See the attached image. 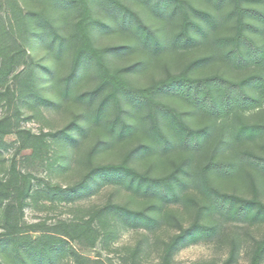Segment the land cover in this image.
<instances>
[{
  "label": "trees",
  "instance_id": "1",
  "mask_svg": "<svg viewBox=\"0 0 264 264\" xmlns=\"http://www.w3.org/2000/svg\"><path fill=\"white\" fill-rule=\"evenodd\" d=\"M127 55L137 58L121 64ZM163 57L164 74L140 84ZM24 107L70 117L34 133ZM0 109V264H109L73 243L106 250L126 230L140 238L117 249L123 264H147L152 251L153 264H179L180 248L224 237L226 225L264 223V0H0ZM48 137L61 153L47 163ZM14 146L81 174L62 186L15 158L5 166ZM115 146L118 160L97 161ZM105 185L129 198L25 220L41 200L74 204ZM232 233L223 264L242 246ZM263 258L264 235L249 264Z\"/></svg>",
  "mask_w": 264,
  "mask_h": 264
},
{
  "label": "rangeland",
  "instance_id": "2",
  "mask_svg": "<svg viewBox=\"0 0 264 264\" xmlns=\"http://www.w3.org/2000/svg\"><path fill=\"white\" fill-rule=\"evenodd\" d=\"M111 40L115 39L112 38ZM191 56L192 55L183 56V59L180 58L178 60V64L180 65L181 63L186 62ZM136 58L137 56L135 57V55H127V57L124 58V61H120V63L128 64L135 61ZM167 61V57H163L155 64V66H150L147 71H145V73L139 76V83H149L153 78L161 77L164 74L165 64ZM83 84H85L86 87L89 85L88 82ZM23 110L25 114L29 116V118L27 119V121L22 123V126L31 129L34 133H38L41 130L45 132L57 130L58 128L62 127L70 117L69 110L66 109V107H63L61 110L47 111L43 109V116H37L32 109L28 110L24 107ZM92 136L93 134H90V136H88L84 140V142L87 143ZM14 139V134L6 136L7 141H13ZM48 140H50L52 145L47 154V163L53 162L54 160L59 158L61 153L59 147L61 146V144H56V142H53L50 137H48ZM261 142V140H258L256 141V143H254L253 147L255 148V150L260 149ZM132 143L133 141H131L129 145ZM118 147H112L113 150L111 149L107 153V155L101 156V159H97V161L105 162L107 160H118L123 153L122 147ZM16 152L17 151L15 150V146L9 148L7 151L1 152V159L4 160V165L7 166L9 162L15 158L19 168L23 172L29 171L36 178L65 186L74 183L81 174V171L77 170L74 164H72L71 167L67 170L57 171L55 170V168L58 167V164L60 162L59 160H57L54 163V167H52L51 169H46L43 166H37V161L24 159V157L29 154V150H23L19 153ZM145 165L146 162L143 161V166ZM227 187H229L228 184ZM110 197L116 201L125 202L129 198V194L116 185H105L99 188L97 192L91 194L89 197L83 198L75 202L74 204L55 203L53 205L41 200L39 201L37 206L30 205L26 207L25 220L28 223L46 221L47 224H51L56 219L70 218L71 216L78 213V209L81 207H88L93 204L102 203ZM262 198L264 199V192L262 193ZM187 220L188 217L186 221ZM251 226L252 227H247L242 223H233L226 225V236L220 237L219 239L210 242H199L180 248L175 253L174 260L179 264H223V262L228 258L229 238H232V232H235L239 233L242 236V246L240 247L238 257L231 264H249L251 243H253L255 239H261L264 235V223ZM139 238L140 235L137 232L126 230L121 231L119 237L115 240L113 245H111L110 248L106 250L102 249L100 245H97L94 248H81L76 243L73 244L79 251L86 255L96 257L100 254L102 258L108 257L110 259L109 264H123L120 259L121 253L117 252V249H119L123 245H133ZM114 249L116 250L114 251ZM157 259L158 254L152 251L147 256V264H153L157 261Z\"/></svg>",
  "mask_w": 264,
  "mask_h": 264
}]
</instances>
